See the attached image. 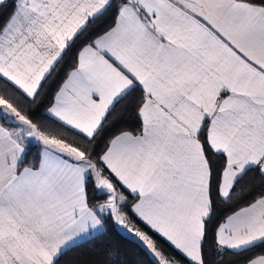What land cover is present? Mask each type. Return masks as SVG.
Listing matches in <instances>:
<instances>
[{"label":"snow or ice","instance_id":"1","mask_svg":"<svg viewBox=\"0 0 264 264\" xmlns=\"http://www.w3.org/2000/svg\"><path fill=\"white\" fill-rule=\"evenodd\" d=\"M0 264H264V0H0Z\"/></svg>","mask_w":264,"mask_h":264}]
</instances>
